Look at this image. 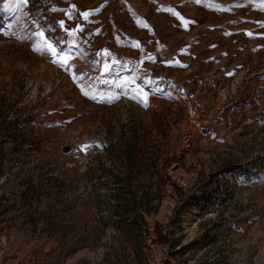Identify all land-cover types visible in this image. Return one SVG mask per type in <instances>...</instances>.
Wrapping results in <instances>:
<instances>
[{
    "label": "rangeland",
    "instance_id": "obj_1",
    "mask_svg": "<svg viewBox=\"0 0 264 264\" xmlns=\"http://www.w3.org/2000/svg\"><path fill=\"white\" fill-rule=\"evenodd\" d=\"M0 264H264L259 0H0Z\"/></svg>",
    "mask_w": 264,
    "mask_h": 264
},
{
    "label": "snow or ice",
    "instance_id": "obj_2",
    "mask_svg": "<svg viewBox=\"0 0 264 264\" xmlns=\"http://www.w3.org/2000/svg\"><path fill=\"white\" fill-rule=\"evenodd\" d=\"M199 2V0H197ZM259 3H261L262 7H264V0H259ZM25 5L28 6L30 4V0H15V8L18 10L20 5ZM72 9H76V5L72 4L71 5ZM53 11H64L63 9H53ZM166 11L172 12L173 15L183 23L185 27H187L190 23H194V21H190L186 19L179 11H175L172 8L166 9ZM92 15V11H83L80 13V16L83 17L84 20H88V18ZM65 16L71 20L73 19V13L71 11H65ZM59 26L61 29H63V33L66 36L72 37L71 43L75 44L76 39L78 38V35L83 33L84 28L81 24H77L75 28H69L65 26V21L61 20L59 21ZM145 27L148 25L144 24ZM249 35H252V33H249ZM35 36L39 38L40 43L39 46L37 47V51L45 52L50 54L51 61L53 63H57L61 65L62 67H68L70 66V60L73 58V56L70 53L63 52V49L60 48L61 43L63 42V36H56L55 32L52 31L51 29H45L43 28L42 25L37 23V31L35 32ZM139 47V43L136 45ZM105 54L107 55V50H105ZM105 71H108L110 69L109 64L104 65ZM231 75V74H229ZM151 83V81H148ZM123 84H128V85H134L137 95L141 96L143 99V102L145 104L148 103V97L149 94L144 91L142 88L139 87L138 84H136L135 79L133 80H128L127 77L124 78Z\"/></svg>",
    "mask_w": 264,
    "mask_h": 264
},
{
    "label": "trees",
    "instance_id": "obj_3",
    "mask_svg": "<svg viewBox=\"0 0 264 264\" xmlns=\"http://www.w3.org/2000/svg\"><path fill=\"white\" fill-rule=\"evenodd\" d=\"M145 221V218H144V216H137V218H136V221H135V225H138L139 224V222H144ZM135 227V226H134ZM133 241H135V240H133Z\"/></svg>",
    "mask_w": 264,
    "mask_h": 264
},
{
    "label": "water",
    "instance_id": "obj_4",
    "mask_svg": "<svg viewBox=\"0 0 264 264\" xmlns=\"http://www.w3.org/2000/svg\"><path fill=\"white\" fill-rule=\"evenodd\" d=\"M70 151H71V148H69V147H67V148L64 149V152L65 153H69Z\"/></svg>",
    "mask_w": 264,
    "mask_h": 264
}]
</instances>
